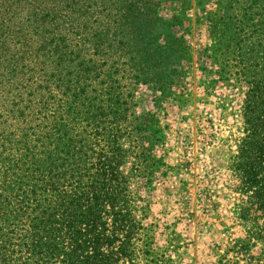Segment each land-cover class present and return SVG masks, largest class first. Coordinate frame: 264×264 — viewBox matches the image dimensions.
<instances>
[{
  "label": "trees",
  "instance_id": "obj_1",
  "mask_svg": "<svg viewBox=\"0 0 264 264\" xmlns=\"http://www.w3.org/2000/svg\"><path fill=\"white\" fill-rule=\"evenodd\" d=\"M212 24L218 80L238 85L242 121L228 169L243 236L219 264L254 250L249 264H264V0H224ZM170 25L156 0L0 1V264L149 253L138 188L164 165L149 142L162 136L136 91L179 79L187 48Z\"/></svg>",
  "mask_w": 264,
  "mask_h": 264
},
{
  "label": "rangeland",
  "instance_id": "obj_2",
  "mask_svg": "<svg viewBox=\"0 0 264 264\" xmlns=\"http://www.w3.org/2000/svg\"><path fill=\"white\" fill-rule=\"evenodd\" d=\"M156 1L170 29L184 39L187 56L178 64L176 84L163 94L144 86L136 91L138 111L157 113L155 137H162L149 142L164 163L138 188L149 235L138 242L149 252L139 264H219L221 256L232 257L227 251L243 236L237 181L228 169L241 137L240 90L233 80H218L212 59V22L224 0ZM254 252L233 259L249 264Z\"/></svg>",
  "mask_w": 264,
  "mask_h": 264
}]
</instances>
